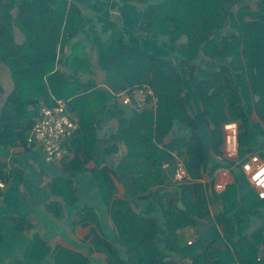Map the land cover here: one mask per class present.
<instances>
[{
	"label": "trees",
	"instance_id": "16d2710c",
	"mask_svg": "<svg viewBox=\"0 0 264 264\" xmlns=\"http://www.w3.org/2000/svg\"><path fill=\"white\" fill-rule=\"evenodd\" d=\"M118 1L142 5L145 11L139 29L174 45L178 60L172 62L131 48L119 30L118 37L96 40L95 65L86 51V40L78 39L87 20L79 4L69 0L56 4L46 0H0V61L9 67L14 82L0 113V148L26 144L41 107L61 99L52 92L63 94V100L80 121L65 143L73 157L65 160L67 156L62 162L68 175L60 185L71 189L72 177L83 172L91 159L95 160V196L117 228L112 240L100 235L91 242L95 250L106 254L107 264H176L178 253L192 264H264V254L260 255L264 246V199L254 191L253 198L247 200L233 183L221 193L213 191L221 204L218 208L209 195L213 182L200 181L207 169L223 166V159L238 167V179L246 178L240 165L222 152V123H239L240 156L244 151L245 124L264 129V0L255 1L256 8L249 4L231 11L225 8V2L231 0ZM15 27L25 36L22 42L15 40ZM67 46L70 52L65 51ZM204 61L215 62L216 69L207 78H200L195 72ZM95 68L104 72L105 83L114 93L106 87H96L92 78H78L94 74ZM54 80H58L55 90ZM136 84H146L153 90L156 105L141 111L132 108L133 116L128 119L118 93ZM185 94L196 103L202 102V120L207 119L213 126L210 146L221 158L213 164L210 159L215 156L208 153L199 136L164 141L175 120H190ZM93 106L101 108L100 114L118 120L115 134L105 144L112 153L121 146L124 149L115 168L103 165L106 162L102 157H92L96 154L97 136L89 132L87 124L92 122L89 114ZM261 138L255 151L247 153H258L264 159V135ZM175 153L185 156L192 180L177 182L173 189L165 190L157 166ZM112 174L123 184L127 198L118 196ZM0 178L8 182L3 168ZM157 185V190H152ZM149 195L162 207L166 249L155 240L156 219L143 217L132 207V202ZM211 205L215 207L213 212ZM255 208L260 209L256 217ZM49 209L60 215L57 202H51ZM90 210L85 207L78 213L81 223L92 221ZM197 219H205L206 227L192 243L180 247L178 230ZM39 244L37 251L26 252L27 259L34 253H43ZM53 253L56 264H89L88 258L75 251L58 248Z\"/></svg>",
	"mask_w": 264,
	"mask_h": 264
},
{
	"label": "crops",
	"instance_id": "0c3cea01",
	"mask_svg": "<svg viewBox=\"0 0 264 264\" xmlns=\"http://www.w3.org/2000/svg\"><path fill=\"white\" fill-rule=\"evenodd\" d=\"M46 1L56 4L59 0ZM69 1L79 4L87 14V20L81 28V36L78 39L86 40V51L90 52V58L95 65L98 63L96 40H108L111 37H118L119 30L123 33L124 41L131 48L142 49L172 62L178 60L174 45L158 35L149 34L139 29L138 26L145 11L142 5L135 2L120 3L118 0ZM252 5L255 8L257 6L255 1ZM13 34L17 42H22L25 38L18 27L13 29ZM89 35L90 38H88ZM65 51L70 52L71 47L67 46ZM215 69V62L208 64L207 61H204L199 64L195 73L200 78H207ZM90 78L96 81V87H106L111 93H114L106 85L102 70L95 68L94 74H84L81 80L86 81ZM13 88L14 82L10 69L4 62L0 61V113ZM156 100L157 98L153 97L148 108H154ZM185 102L188 109L187 116L190 118L189 123L175 120L168 135L164 137V141L199 136L203 139L208 153L215 156L211 157V164H213V161H219L221 158L218 155L216 157L210 146L213 126L208 124V120L207 122L203 121L201 117V111H204L202 102H194L188 94H185ZM91 109L92 113L89 115L92 122L87 124V128L92 135L97 136L94 149L96 154L92 157H102L106 162L103 165L115 168L119 157L124 154V149L121 146L118 152L112 153L107 149L108 145L105 147V144L115 134L118 120L108 114H100L101 108L97 110L93 106ZM124 109V116L130 119L134 110L131 107ZM68 112L79 124V116L69 106ZM203 116L205 118V113H203ZM252 117L255 121L259 120L256 114H253ZM223 124H221L222 152L224 144ZM257 131L253 127L255 145L261 142L263 136H258ZM119 143L122 144V142ZM72 157L73 154L70 152L65 160ZM95 166V160L91 159L85 165L83 172H79L72 177V186L71 189H68L60 185L62 179H65L68 175L64 166L62 163L46 161L44 151L40 146H29L26 143L0 148V168H3L4 173L8 176L7 188L0 194V264H56L53 252L58 248L84 255L89 259V264H107L106 254L95 250L91 242L100 235L110 237L108 239L112 240L116 237L117 228L109 214L106 213L107 208L95 196L97 181L92 171ZM157 167L165 182L164 185H166V187L163 186L164 189H173L177 183L174 179L175 156L160 162ZM234 167L219 166L213 171L207 169L200 179L204 184L213 182V185L209 188V195L218 208L221 207V204H218L216 198L213 197V191L221 193L228 185L237 184L238 178L232 173ZM112 179L118 196L127 198L123 184L114 174H112ZM239 180L242 182V177ZM220 183L226 185L223 191L216 190V185ZM159 186L153 187L152 190H157ZM238 188L242 189L240 186ZM239 191L242 193L240 189ZM51 202L59 204L60 215L55 214L54 209H49ZM85 207L91 208L89 220L92 221L81 223V219L77 216L79 212L84 211ZM132 207L141 216L156 219L158 232L155 240L163 249H166V224L160 203L149 195L132 202ZM214 210L215 207L211 205V211ZM259 210V208H255V217L259 214L257 213ZM27 224L29 226H26ZM206 225L207 221L205 219H197L194 224L180 228L177 232L180 247H185L189 245L190 240L197 239V236L204 230ZM257 226L258 224L253 229ZM38 244L43 249V253H34L30 256V259H27L26 252L30 250L33 253ZM40 254H42V258H39ZM175 260L176 264H192V261L182 253L176 254Z\"/></svg>",
	"mask_w": 264,
	"mask_h": 264
},
{
	"label": "built area",
	"instance_id": "2783aa9c",
	"mask_svg": "<svg viewBox=\"0 0 264 264\" xmlns=\"http://www.w3.org/2000/svg\"><path fill=\"white\" fill-rule=\"evenodd\" d=\"M264 17V15H263ZM153 90L146 84L134 85L124 88L118 93L124 105H128L138 111L147 108L153 97ZM78 123L70 116L67 102L56 99L54 105H43L40 115L36 119L27 135V145H38L44 151L45 159L49 162L62 163L70 155L66 141ZM224 144L223 154L227 159L240 165L251 188L258 197L264 199V159L255 152L247 153L243 158L240 156V126L237 121H228L223 124ZM174 179L176 182L192 180L185 163V156L175 153ZM225 183L216 185V190L223 191ZM7 188V183L0 178V194ZM193 240L189 241V244Z\"/></svg>",
	"mask_w": 264,
	"mask_h": 264
},
{
	"label": "rangeland",
	"instance_id": "374dc122",
	"mask_svg": "<svg viewBox=\"0 0 264 264\" xmlns=\"http://www.w3.org/2000/svg\"><path fill=\"white\" fill-rule=\"evenodd\" d=\"M82 75H78V78L81 79ZM57 84H58V80H54L52 82V88L55 90L57 88ZM54 92V91H53ZM52 94H56L57 97L60 95L61 99H65V95L63 94H60V93H56V91ZM59 98V97H58ZM206 122H207V119H206ZM209 122V121H208ZM244 136H243V141H244V151L243 153L241 154L242 157H244L246 154H247V151L248 150H251V151H255V143H254V137H253V127L251 126V124H245L244 126ZM218 132V130H217ZM222 135V131H219ZM262 133V134H261ZM257 135L258 136H262L264 135V130H258L257 131ZM224 161V165L222 167H231L233 166L232 164H229L228 161H226V159H223ZM234 163V162H233ZM237 171H238V167H234L233 170H232V173L236 176L237 175ZM242 182H240V180L238 179V182H237V185L238 187H242L239 188L241 191H242V195L247 199V200H251L254 196V190L251 188L250 184L247 182L246 178H242L241 180ZM240 182V183H239Z\"/></svg>",
	"mask_w": 264,
	"mask_h": 264
},
{
	"label": "water",
	"instance_id": "95a60500",
	"mask_svg": "<svg viewBox=\"0 0 264 264\" xmlns=\"http://www.w3.org/2000/svg\"><path fill=\"white\" fill-rule=\"evenodd\" d=\"M254 1L257 0H231V1H227L225 2V8L227 11H231L233 8L237 7V6H247L249 4H252ZM124 108H128V105H123ZM264 252V246L261 247L260 249V255H262Z\"/></svg>",
	"mask_w": 264,
	"mask_h": 264
}]
</instances>
